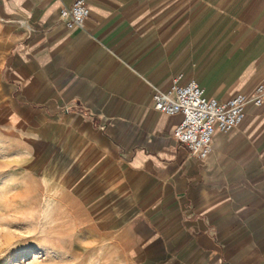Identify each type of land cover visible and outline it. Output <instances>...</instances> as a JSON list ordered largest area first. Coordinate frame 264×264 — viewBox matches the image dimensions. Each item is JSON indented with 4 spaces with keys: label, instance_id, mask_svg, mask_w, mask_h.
<instances>
[{
    "label": "crops",
    "instance_id": "obj_1",
    "mask_svg": "<svg viewBox=\"0 0 264 264\" xmlns=\"http://www.w3.org/2000/svg\"><path fill=\"white\" fill-rule=\"evenodd\" d=\"M74 1L0 0V146L77 193L133 264H264V0H83L66 29ZM178 76L247 100L203 159L154 110Z\"/></svg>",
    "mask_w": 264,
    "mask_h": 264
},
{
    "label": "rangeland",
    "instance_id": "obj_2",
    "mask_svg": "<svg viewBox=\"0 0 264 264\" xmlns=\"http://www.w3.org/2000/svg\"><path fill=\"white\" fill-rule=\"evenodd\" d=\"M115 231L0 146V264H133Z\"/></svg>",
    "mask_w": 264,
    "mask_h": 264
},
{
    "label": "built area",
    "instance_id": "obj_3",
    "mask_svg": "<svg viewBox=\"0 0 264 264\" xmlns=\"http://www.w3.org/2000/svg\"><path fill=\"white\" fill-rule=\"evenodd\" d=\"M59 19L66 29L81 27L89 16L83 0H76L67 8L59 10ZM176 77L167 91L154 90V110L165 115H181L182 121L173 131L172 138L183 144L191 156L200 159L212 151V139L216 133L227 134L241 123L247 100L236 95L228 101L208 99L195 81L180 83ZM262 89L252 99L255 106L261 104Z\"/></svg>",
    "mask_w": 264,
    "mask_h": 264
}]
</instances>
